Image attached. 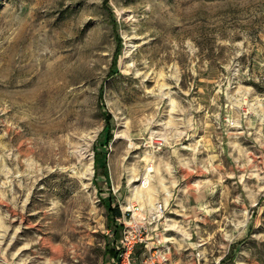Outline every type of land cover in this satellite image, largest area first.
Here are the masks:
<instances>
[{
  "label": "rangeland",
  "instance_id": "obj_1",
  "mask_svg": "<svg viewBox=\"0 0 264 264\" xmlns=\"http://www.w3.org/2000/svg\"><path fill=\"white\" fill-rule=\"evenodd\" d=\"M134 204L136 261L264 264V0H0V264H114Z\"/></svg>",
  "mask_w": 264,
  "mask_h": 264
},
{
  "label": "built area",
  "instance_id": "obj_2",
  "mask_svg": "<svg viewBox=\"0 0 264 264\" xmlns=\"http://www.w3.org/2000/svg\"><path fill=\"white\" fill-rule=\"evenodd\" d=\"M163 204H158V211H162ZM142 207L139 204L132 205L128 214L129 221L124 228L122 237L120 239V252L114 264H161L158 262L156 255L148 256L140 261L133 258V253L140 243H146L147 239V225L150 223L148 216L142 214ZM155 220L157 215L151 216ZM151 221V220H150ZM161 261V260H160ZM163 261V260H162Z\"/></svg>",
  "mask_w": 264,
  "mask_h": 264
},
{
  "label": "bare ground",
  "instance_id": "obj_3",
  "mask_svg": "<svg viewBox=\"0 0 264 264\" xmlns=\"http://www.w3.org/2000/svg\"><path fill=\"white\" fill-rule=\"evenodd\" d=\"M154 169L153 168H149L148 169V172H146V175H145V177H144V180H143V183H142V188L144 189V188H147L149 185H150V180H151V173H152V171H153ZM135 196H136V198H138V199H140V200H142L143 198H144V196H145V194H144V192L143 191H137L136 192V194H135ZM150 198V197H149ZM155 198V196L154 197H152V199H149V205H151L150 207H151V211H158L157 210V202H156V199H154Z\"/></svg>",
  "mask_w": 264,
  "mask_h": 264
},
{
  "label": "trees",
  "instance_id": "obj_4",
  "mask_svg": "<svg viewBox=\"0 0 264 264\" xmlns=\"http://www.w3.org/2000/svg\"><path fill=\"white\" fill-rule=\"evenodd\" d=\"M113 218L121 217L122 212L119 207L112 208Z\"/></svg>",
  "mask_w": 264,
  "mask_h": 264
}]
</instances>
